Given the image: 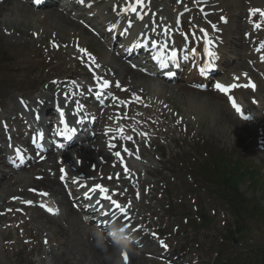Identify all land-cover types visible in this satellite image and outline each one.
<instances>
[{"label": "bare ground", "instance_id": "bare-ground-1", "mask_svg": "<svg viewBox=\"0 0 264 264\" xmlns=\"http://www.w3.org/2000/svg\"><path fill=\"white\" fill-rule=\"evenodd\" d=\"M88 1L89 0L84 1L83 11L89 10L85 7ZM116 1L118 0H111V5L117 4ZM208 1L210 3L206 11H222L223 15H226V17L228 18V25L226 27L221 28L217 25V28L215 29L216 36L221 39V42L223 44V48H220L221 52L228 53V51L231 50L237 55V58H239V61L241 62L243 67L241 65H238L235 67V69H238L239 71L242 70V74L246 71H251V69H247L244 65V63L247 64L249 62L252 63V68H255L258 73L261 72L263 74L264 50L257 51V49L260 48L261 44H264V19L260 17L259 13H257V15H251L250 11L252 9L264 8V0ZM81 5L82 3H78V6ZM240 5L243 6L242 12L238 11V7ZM0 10L7 12L0 15V32L2 30H6L7 28L13 29L14 27L17 28V26H20L22 29H29V31L33 33L41 32L42 37H47V35H52V33H55L57 37L52 39L51 46H56L58 44V47L62 48L60 44H64L69 50H73L76 44H78L79 47L81 46L82 48H85L87 42H89V40L91 39L88 35L87 30L85 31L78 28V26L74 22L76 19L69 17V13L72 11H69L68 8L64 5H50L49 10L33 15L32 12H30L31 10L27 9L24 4L15 5L14 0H6L2 7L0 5ZM107 10L108 6L104 4L103 7L99 8L98 11L90 16L91 19H89L88 21L92 23L94 27L107 25V21L104 20V16L102 14V12ZM64 11L65 13H63ZM244 11L247 12L243 14ZM92 12L93 10L88 13ZM167 12H169V10H167ZM76 17L78 19L80 15ZM242 19H246V21L248 19L250 21V23H247L249 25L246 30H243L244 25H241ZM109 21H111V25L117 24V22L115 20H112L111 18L109 19ZM197 22L200 23L199 18L197 19ZM257 23L261 24L262 27L257 29L255 27V24ZM40 25H42L43 27H41ZM57 38L60 41H63V39L68 40V42H66L65 40L62 43L58 42ZM73 39L74 41H71ZM97 41H99L98 50L101 53L99 60L102 63V67L104 69L111 67L114 74H116L115 79L118 82L114 81L112 77L110 78L109 75L106 77V81L111 82L114 89L116 88L115 84H119V86H121L122 83H124L126 87H128L127 91L129 93H125L123 96H120L122 98H126L127 96L134 95V93H136L139 96L140 101L143 99L146 100L145 103H142L140 105H137V103H135L133 107L140 108L142 112L148 114V117H150L151 115L158 117L159 113L157 114L153 110L151 104L147 100V96H154L156 98L158 97L162 99V97H164V93H166L172 99L178 98L180 100L182 98V95L180 93H183L189 96L188 98L191 105L189 110L185 111V115H195V117H197L196 123L199 127H204V124L210 121L206 125V128H208L212 133L213 130H218L219 134H226L228 135V138L234 139L235 137H239L241 133H250V126H247L246 123L239 122L237 120V117L233 115L229 107L224 104L225 98L219 96L217 93L213 91H206L203 93L191 91L184 84H180V86L174 87V89L170 88L169 86L167 87L165 84H161V86L155 89L151 84V79H147L146 77L144 78L142 76V73L132 71L127 67V65L120 63V61L116 59L115 51H110L109 54L105 52L104 47L109 48L110 44H108L102 38V36ZM215 41L219 40L215 39ZM221 60L224 63L225 69L227 60L229 59H227L224 54L221 55ZM228 80L231 84H237L239 86H242V83L249 84L253 81L252 78L248 80L241 79L242 81L236 80L235 78H230ZM123 85L118 90H120ZM262 89H264V87H262V84L260 83L258 91ZM248 91L250 90L248 89ZM246 93H250V95H253V97L257 98V95H255L253 91ZM234 95L237 96L236 99L240 100L239 95H241V97L246 100L244 94L238 92V90L234 93ZM169 97L165 98V100L169 101L167 100L169 99ZM74 98H76V96H74ZM146 103L147 108L143 109L142 106L146 105ZM249 105L251 106L252 103L249 102ZM4 108L6 109L8 117L3 116V119H9V114H11L15 116L14 121H18L20 112L15 107V105H10L9 109L6 107V105H4ZM115 111L117 110L112 106L109 108V110L105 111V114L112 116V113ZM259 114H261V112ZM135 117H137V115H135ZM258 124L261 125V127L259 126L258 128L262 129V135L260 136L261 141H264V121H261V123L259 122ZM159 126H162V124L158 123L155 127H153V130L157 129ZM98 133L100 134V138H97L95 141L91 140L88 148L83 149V146H78L72 152L68 154L64 153L65 155L62 158L64 160V164L71 163L73 160V155H75L77 156V159H82V165L79 171L89 173L88 167H86L87 162H95L97 171L99 172L105 169L107 167V164L110 162V156L104 154L103 148L101 149L102 144L101 142H99V140L113 137V121L110 119V124H107L106 126L102 125L101 128H99ZM219 134H216L218 138H223ZM258 145L260 146L262 144L259 142ZM256 153L260 154L259 152ZM102 156L105 159V163L99 162L98 157ZM2 160L3 158L1 157L0 152V167H4V164L1 162ZM56 161L54 160L53 156H49V162L47 166L46 163L44 165L37 166L39 167V169H36L34 167V169H31V172L24 171L23 173L26 174L24 176L13 175L11 173L9 174V172H5L3 169H0V175L2 176V183L0 184V203L2 204L0 205V211L6 201L8 203H12L9 201V198L19 196V193H17V188L21 189L23 195H27V193H25L26 186H32L34 189L40 188V190H43L46 193L47 191H49L51 192V196L55 197L58 203H61L65 211L63 219L64 225H62L60 221L58 222L54 220V218L43 215L37 209L33 210L32 215L33 220H36V218L39 217L41 225L45 227L47 231H51L56 237L55 242L59 246V252L57 254L51 253L52 259L57 264H71V262L73 261H77L81 264H118L119 257H117L116 255L117 250L110 246H107V244L103 242L102 238L99 235L93 234L91 232V228L84 227L81 224L80 216L70 208L68 204L69 202H67L64 192L62 191L59 183H57V180H55L54 176L47 173L46 169L58 171L59 168L58 165H56ZM73 165H75V160L73 162ZM41 169H45V173H42ZM31 174L33 176L43 175V178L40 181H33V178H31L30 176ZM7 188H11V192L5 195L6 192L2 190H7ZM4 219H7L5 215L4 217L0 216L1 227L3 226L2 222ZM1 231H4V229H1ZM146 245V248L148 250L155 249L157 250V252L160 251L156 246L153 247V245L149 244L147 241ZM139 263H141V261L138 260V258L130 260V264Z\"/></svg>", "mask_w": 264, "mask_h": 264}, {"label": "rangeland", "instance_id": "rangeland-1", "mask_svg": "<svg viewBox=\"0 0 264 264\" xmlns=\"http://www.w3.org/2000/svg\"><path fill=\"white\" fill-rule=\"evenodd\" d=\"M168 4L174 8L176 3L175 0H163L156 8L164 11ZM164 17L166 19L169 15L165 14ZM22 31L25 32V29L17 27L16 32L21 33ZM3 35L0 42L7 35H10L7 37H12V42L17 41L15 43L27 44L25 47H16L14 43H6V45L1 46V51L8 56L2 65L3 76L0 77V82L4 80L5 102L8 104L9 101H15L16 98L20 97L23 99L27 97L32 100L39 96V90L42 87L44 88L47 85V81L55 77V75L46 74V67L42 66L46 61L42 54L44 51L40 54L38 46H36L37 43L29 39L30 35H28V40H23L18 35H12L10 31L4 32ZM38 43L46 45L47 40L40 39ZM55 54V59H62V54ZM62 68L66 72L71 71V69H68L71 68L70 65L64 64ZM57 77L62 78L61 76ZM151 101L155 107L163 109V107L159 106L158 99L151 97ZM262 103L264 104L263 101ZM165 104V106H172V110L168 116L163 114L164 122L167 126H170V122L181 126L177 128L178 131L171 130L170 135L167 136V147L162 148L163 152H165L162 161L166 160V162L159 165V170L149 173L148 178L144 177V179L154 181L155 187L159 188V190L155 191V200H150L151 202L144 200L143 205L152 206L156 210L155 216L157 217H154L153 221L159 225L158 234H161L163 230L165 232L160 235V239L163 240L166 236L169 238L168 243L165 238L164 244L169 250L170 260L176 258V264H229V260L233 264L251 256L256 249L264 248V226L262 220L256 223L247 221L244 223L243 228L241 224L236 226L234 218L230 216L225 207H221L222 204L218 202L216 196L206 190L207 186L202 184V181L194 180L193 177L195 175L190 173L191 169L194 166H200L201 161L206 160L207 154H212L215 151L214 149L223 150L226 153L236 151L237 156L241 157L251 170L259 172L256 179L262 183L264 180V157L259 159L254 157V150H257L255 145L258 140L256 135L258 132L251 133L253 130L250 128L249 134H240L235 139L228 138L226 134H219L218 130H213L212 133L206 128L210 121L206 122L205 126L203 125L204 127H199L196 123L197 117L195 115H187L186 118L182 117V114L191 107L190 101L185 95L180 100L172 99ZM163 110L164 112L166 111L165 109ZM256 115H258L257 122H261L263 117H260L259 113H256ZM216 134L223 138H218ZM170 140H174V143ZM194 144L202 147L201 152L196 156L197 158L194 157L195 148L192 149ZM158 146L162 147L161 141L158 142ZM183 155L186 156L182 158ZM158 158L159 154L154 155L151 158V162H155ZM250 180L249 178L243 180L239 190L240 194L243 193L247 199H252L254 196L249 188ZM146 186L149 188L151 184H146ZM255 196L259 204L263 206L264 184L263 188ZM200 213L205 214L208 220L207 226L203 228L200 226L199 219H197ZM28 227H30V235L33 236L38 233L39 245L41 237L43 238L45 234L37 232L39 230L38 227L31 222H29ZM235 227L243 230L241 236H239V239L242 240L241 244H231L232 240L237 242L235 240L236 235L229 234L227 228L234 230L233 228ZM147 237L153 240L149 235ZM149 239L146 241L152 244ZM223 241V247L226 251L222 252L218 262H213L214 252H221ZM153 242L155 243L154 240ZM20 244L23 246L22 241ZM26 247L29 249L28 246ZM28 249L26 253L18 255L16 250L10 252L8 257L12 255V261L9 263L7 260L4 264H20V262L24 264L27 260ZM145 254L150 255L144 252L142 256ZM157 259L155 257L152 262L146 259V264H157ZM167 261L169 260L167 259ZM47 264L51 263L47 261Z\"/></svg>", "mask_w": 264, "mask_h": 264}, {"label": "snow or ice", "instance_id": "snow-or-ice-1", "mask_svg": "<svg viewBox=\"0 0 264 264\" xmlns=\"http://www.w3.org/2000/svg\"><path fill=\"white\" fill-rule=\"evenodd\" d=\"M137 3H142V0H137ZM126 10H127V9H126ZM131 10H132V11H135L136 9H131ZM257 13H259V15H260L261 17H264V10L252 9V10L250 11V14H251V15H256ZM255 27H256L257 29H259V28L262 27V25L259 24V23H257V24H255ZM210 43H211V42H209V44H210ZM152 47L155 48V47H157V45H156L155 43H153ZM260 50H264V44H261V45H260V48L257 49V51H260ZM205 51L207 52V55H208L210 58H212V59L215 58V53H213L210 49H206ZM154 59H157V60H158V63H159V66H160V67H162V68H164V69H168V68H169V63L175 64V63L177 62V53H176L175 51H172V52L170 53L169 58H168L167 61H165L163 58H157V57H154ZM93 63H94V58H93ZM211 67H212V65H211L210 63H209L208 65H206V68H211ZM97 79L99 80V78H97ZM101 86H102L103 89H107L110 85H109L108 81L104 80V81L102 82V85H101ZM238 86H239V85H237V84H232V85H229V86H225V85H223V84L217 83V84L215 85V88H216V90H217L218 92H220V93L224 94L225 96H227L228 100L232 103V107L235 109V111H236L238 114H240L241 117H242L243 119H246V120H247V119H250V117L247 116V115H244V114H243V111H242L241 107L236 103V101L234 100L233 96H232V95H229L231 89H234V88H236V87H238ZM243 87H252V88H254L255 86L249 83V84H245V85H243ZM125 91H127V90H125ZM100 95H101V93H97V96H98V97H99ZM133 100H134L135 102H139L140 98L137 97V96H134V97H133ZM21 103H24V102L21 101ZM119 103H120L121 105H125V106L127 105V101H125V100H120ZM60 115H61V122H63V115H64L63 112H61ZM125 118H126V117H125ZM73 131H74V130H73ZM118 131L120 132L121 137L123 138V129H118ZM128 139L131 140L132 138H131V137H128ZM113 146H114V145H113ZM127 151H128V150L125 149V152H127ZM17 152H19V150H17ZM115 155H116L117 157H120V152L117 151V152L115 153ZM137 158H139V157H137ZM21 159H22V157H21ZM62 171H63V170H62ZM97 189L99 190V193L101 194L102 199H105V200L110 201V204L113 205V206H115L114 210H112V212H111V216H112V217H115V216H116V210H119V212H120V214H121V218H124V217L127 216L126 210H125L121 205H119V204L117 203V201L112 200L110 196L105 195V193L107 192V189H105V188H103V187H101V186L98 185L97 188H96V189H92V191L95 192ZM42 195H46V194H42ZM87 198L91 199L90 196L87 197ZM26 203L31 204L30 201H26ZM97 203H99V201H97ZM42 207H45L46 210L49 211L51 214H55L51 209H48L46 206H43V205H42ZM103 214L106 215V216L109 215L108 212H104ZM129 219H130V218H129ZM121 230H123V228H122ZM122 255L124 256L125 264H127V253H123Z\"/></svg>", "mask_w": 264, "mask_h": 264}, {"label": "trees", "instance_id": "trees-1", "mask_svg": "<svg viewBox=\"0 0 264 264\" xmlns=\"http://www.w3.org/2000/svg\"><path fill=\"white\" fill-rule=\"evenodd\" d=\"M231 184L235 185L233 182H231ZM232 192L235 193V191H233V190H232ZM239 201H240V199L237 198V195L236 196H233L232 199H231V203L232 204H239ZM240 206H241V208H245V206H243V205H240Z\"/></svg>", "mask_w": 264, "mask_h": 264}, {"label": "clouds", "instance_id": "clouds-1", "mask_svg": "<svg viewBox=\"0 0 264 264\" xmlns=\"http://www.w3.org/2000/svg\"><path fill=\"white\" fill-rule=\"evenodd\" d=\"M128 242H126L124 245H120L119 247L121 248V250H126L128 247Z\"/></svg>", "mask_w": 264, "mask_h": 264}]
</instances>
